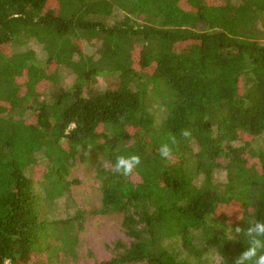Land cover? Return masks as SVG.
<instances>
[{"label": "trees", "instance_id": "16d2710c", "mask_svg": "<svg viewBox=\"0 0 264 264\" xmlns=\"http://www.w3.org/2000/svg\"><path fill=\"white\" fill-rule=\"evenodd\" d=\"M250 136H264V0H0V264H67L87 214L67 180L78 156L95 161L91 213H124L131 239L93 264H264ZM229 203L240 212L214 218Z\"/></svg>", "mask_w": 264, "mask_h": 264}, {"label": "rangeland", "instance_id": "374dc122", "mask_svg": "<svg viewBox=\"0 0 264 264\" xmlns=\"http://www.w3.org/2000/svg\"><path fill=\"white\" fill-rule=\"evenodd\" d=\"M212 3H217L218 0H209ZM193 43H178L175 48L180 50L182 48H192ZM37 51L38 59L44 60L45 51L42 50L41 45L33 44ZM85 51L88 54L98 52V47L95 45L85 44ZM62 77L65 83H72V77L66 70L62 72ZM107 81L105 78L99 80V87L106 88ZM51 86V85H49ZM41 99H48L52 87H48ZM254 146L264 145V136L253 138L250 136ZM100 159V157H98ZM222 160V159H221ZM226 161L223 160V163ZM92 163L95 161L82 160L80 156L75 158L71 166L70 173L67 180L71 182L72 197L78 206L87 212L85 219L76 227V234L78 240L74 250L70 251L68 257L64 262L67 264H93L100 261L110 260L116 253L121 252L122 248H116L118 242L129 245L131 239L126 235L122 226L124 213L112 212L109 214H93L91 210L101 207V192L99 190V182L96 179V169ZM103 166L111 167L110 163L102 162ZM45 164L37 165L34 169L36 176H41L45 171ZM42 177V176H41ZM220 180L224 179V173L218 174ZM231 211V212H229ZM240 212L238 206L233 203L224 205L219 208L218 213L214 214V218L223 215L224 219L235 217ZM220 214V215H219ZM221 217V216H220ZM62 264V263H60Z\"/></svg>", "mask_w": 264, "mask_h": 264}]
</instances>
